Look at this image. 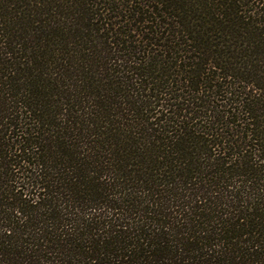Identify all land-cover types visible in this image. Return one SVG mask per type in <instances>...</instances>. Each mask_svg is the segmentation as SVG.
<instances>
[{
    "label": "trees",
    "instance_id": "16d2710c",
    "mask_svg": "<svg viewBox=\"0 0 264 264\" xmlns=\"http://www.w3.org/2000/svg\"><path fill=\"white\" fill-rule=\"evenodd\" d=\"M0 264H264V0H0Z\"/></svg>",
    "mask_w": 264,
    "mask_h": 264
}]
</instances>
